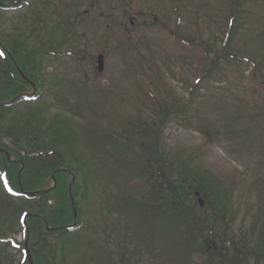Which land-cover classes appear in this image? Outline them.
Instances as JSON below:
<instances>
[{
    "label": "rangeland",
    "instance_id": "1",
    "mask_svg": "<svg viewBox=\"0 0 264 264\" xmlns=\"http://www.w3.org/2000/svg\"><path fill=\"white\" fill-rule=\"evenodd\" d=\"M57 1L62 6L59 8L63 13L61 22L72 19L76 12L84 17V11L89 10V16L77 21L75 39L78 42L74 47L65 46L59 61H51L46 56L42 102L21 105L8 118H12L15 110H34L44 120L41 128H49L53 122L62 134L63 123L70 122L67 131L70 151L65 148L61 151L66 159L75 154L76 158L68 161L67 166L76 172L78 182L84 186L82 192H87L86 200L77 199V209L83 222L87 215L85 221L92 227L96 212L103 214L108 210L111 196L120 190L137 196L143 190L140 180L127 179L126 162H140L141 166L150 156L149 149L154 148H141L135 143L131 151L107 157L104 150H93L99 145L87 143V136H93L90 130L100 125L106 134H112L111 141H120L122 123L135 119L138 111L142 116H150L157 101L168 106L173 98H188L194 76H200L201 52L189 41L170 36L169 29L186 39L198 36L201 31L204 40L221 35L227 27L235 30L234 51L244 55H236L237 58L246 60L237 68L229 65L235 74L228 79L198 90L192 97L193 106L167 125L159 142L169 161L187 167L190 174H210L217 181L214 187L220 190L215 195L225 199L222 212L217 211L218 201L213 206L208 201L203 205L205 212L212 214L211 220H218L216 232L225 233L239 247L243 245L242 240H253L255 248L264 224V70L262 75H256L254 82L249 77L253 69L250 62L256 60L263 64L264 61V0H232L238 3V10L230 13L228 0H76L80 5L75 12L71 9V13L66 11L71 0ZM175 7H178L177 14ZM45 8L41 5L28 16L27 11L10 14L8 18L3 16L1 37L11 32H14L12 38L29 36L28 29L39 27L46 18ZM153 17L155 24L151 23ZM91 21L93 29L89 25ZM49 24L53 28L57 23ZM43 34L40 31L29 36V47H40ZM99 55L104 56L101 73L96 63ZM195 129L207 132L203 134ZM149 171L152 172L151 167ZM151 178L154 183H160L148 172L147 179ZM186 189L181 188L182 192H187ZM195 192L194 188L189 193L187 206L197 203ZM6 198L0 185V201ZM195 210L202 213L199 208ZM114 211L110 219L123 224L128 217L132 226L128 239L134 244L143 243V247L134 249L133 255L111 259L106 251L111 249L110 244L95 237L93 246L89 238L94 234H80L77 239L82 241L78 246L76 237L59 242L65 248L68 262L61 260L57 264H183L176 237L169 229L159 232L162 224L156 217H139L128 212L121 216ZM179 229L186 234L183 227ZM9 236L15 237L13 233ZM224 245L228 247L227 243ZM98 246L103 259H89L98 254ZM9 253L15 264L23 262V254L14 249ZM207 255L198 253L195 247L189 249L190 264H205L209 260Z\"/></svg>",
    "mask_w": 264,
    "mask_h": 264
},
{
    "label": "trees",
    "instance_id": "2",
    "mask_svg": "<svg viewBox=\"0 0 264 264\" xmlns=\"http://www.w3.org/2000/svg\"><path fill=\"white\" fill-rule=\"evenodd\" d=\"M226 4L228 5L227 10L229 13L232 10H238L237 2L228 0L226 1ZM233 16L236 17V13H234ZM235 34L236 33L234 29L227 27L223 29L221 35L213 36V39L204 40L202 35L198 38L195 37L190 39V43L198 47L202 52V76L197 80L198 82L195 90L211 84L213 82L214 73L224 77L228 75V71L223 69L221 65L226 66L229 65V63L238 61L233 48ZM219 45L222 47L220 50L218 49ZM21 58L22 60L18 57V60L21 61V69L28 75L36 74L37 77L35 79L37 82L41 81V83L38 82V84L40 87H42L43 79L39 77L41 66L40 54L35 51H30L29 48H25ZM253 64L254 67H256L255 72H259L260 74L262 69H264V63L262 64L260 62H255ZM221 69H223V71ZM16 79L18 80L13 82L9 87V90H12L11 92L7 94H5L3 91L0 92V102H7L10 100L7 99L9 94L15 93L13 96L15 97L19 88L20 90H23L24 87L21 86L25 85V83L19 79L17 75ZM22 101L20 100V102ZM179 104L180 103L178 102L164 110H159L156 121H144L139 118L137 122L128 120L122 126V133L120 134L122 140L130 142L131 140L135 139V142L139 144L141 148L150 146L154 148L149 149L148 151L150 160L152 161V172L149 171V173H152V175H154L156 180L160 183H154V178H151V192L160 191L162 192L161 194H165V196H162V200H155L152 203L149 202V204L145 202L143 205L145 207L147 206V208H155V206H159L161 208L167 209V205L169 204L167 202L170 201L176 204L177 207H180L181 205H185V201L188 200L189 193H191L190 189L193 190L195 188L201 191V193L210 202L211 206H213L215 201H218L217 211L222 212L223 198L215 195V193L220 190V187L219 189L214 187L215 183L217 182L214 177L206 173L190 174V169L187 167H180L178 164L176 165L174 162L169 161L166 157H163L158 151L159 136L166 123L170 121V118L176 117L185 108V106H179ZM175 106L178 107L177 110L175 109ZM13 108H11L9 112L4 111L2 114H0V140L2 133H15L17 134V137L19 136L18 138H22L23 140H33L35 134L26 128L30 113L23 114L22 111L15 110L12 118L9 119V113ZM6 123H8V125ZM0 163L5 164L7 167L6 172L9 174L11 179V185L13 188H16V172L18 167L8 164L4 158L0 160ZM25 165L27 169L26 173L30 172L29 176L32 179H35L33 184L38 189L43 187L39 184H42L44 181L48 180L51 174L56 169H58L56 165H46L44 168H41L36 162L32 160H25ZM145 167L148 169L150 168L148 164H146ZM60 175L64 176L65 174ZM174 177H176L175 180ZM27 178L23 179L24 184H26ZM188 180L190 184L188 183ZM13 182L15 184H13ZM184 184H189L190 186V189H188L187 192H182L181 190L180 185ZM55 194L59 200L58 210L61 211V213L59 217L55 218L53 223H55V225H59L70 220V206L68 201L67 186L66 183L61 180V177L59 178V187ZM212 197L213 199L211 200ZM53 218L54 217L51 216L50 220ZM71 220L69 222H71ZM175 220V226L179 225V227H183V229L186 230V234L181 232V240L185 244L187 250L189 251V249H193L195 247L197 248L198 253L208 254L207 256H209V260H207V264H252V259H255L257 264H259L258 262L260 259H264V225L261 228L259 245L257 249L251 247V241L244 242L242 249H238V246L232 241V250H229L223 248L222 246H217L215 242L216 240L222 241V237H224L218 236V234L214 232L215 221H211L207 217L202 218L197 216L194 208L187 209L186 207H183L182 212L178 213ZM204 234L209 236H205Z\"/></svg>",
    "mask_w": 264,
    "mask_h": 264
},
{
    "label": "bare ground",
    "instance_id": "3",
    "mask_svg": "<svg viewBox=\"0 0 264 264\" xmlns=\"http://www.w3.org/2000/svg\"><path fill=\"white\" fill-rule=\"evenodd\" d=\"M20 62L21 61H19V63H18V65L15 67V68H13L15 71H19V70H21V65H20ZM101 69V68H100ZM13 79H16V75H13L12 74V76H11ZM67 130H70V127H67ZM10 162H12V161H10ZM29 176V174L28 173H26V172H17L16 173V179L17 180H20V179H24V178H27ZM203 202L199 205V209L202 211V213H199V212H197L196 211V215L197 216H199V217H202V218H205V217H207V213L205 212V209L203 208ZM79 229H73L71 232H76V231H78ZM92 234H94L93 235V238L95 239V237L99 240V234H97V233H92L91 232V230H89V226H88V229H87V231L85 232V235H92ZM96 240V239H95ZM242 249V248H241Z\"/></svg>",
    "mask_w": 264,
    "mask_h": 264
},
{
    "label": "snow or ice",
    "instance_id": "4",
    "mask_svg": "<svg viewBox=\"0 0 264 264\" xmlns=\"http://www.w3.org/2000/svg\"><path fill=\"white\" fill-rule=\"evenodd\" d=\"M0 56H2V53H0Z\"/></svg>",
    "mask_w": 264,
    "mask_h": 264
}]
</instances>
